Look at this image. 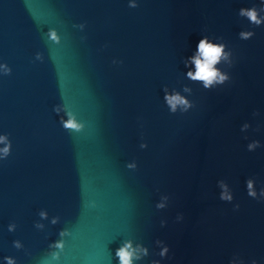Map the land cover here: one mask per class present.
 I'll list each match as a JSON object with an SVG mask.
<instances>
[{"label":"water","instance_id":"obj_1","mask_svg":"<svg viewBox=\"0 0 264 264\" xmlns=\"http://www.w3.org/2000/svg\"><path fill=\"white\" fill-rule=\"evenodd\" d=\"M130 2L0 0V264H120L128 243L132 264H264V24L238 14L261 0ZM205 35L231 51L212 89L187 76Z\"/></svg>","mask_w":264,"mask_h":264},{"label":"clouds","instance_id":"obj_2","mask_svg":"<svg viewBox=\"0 0 264 264\" xmlns=\"http://www.w3.org/2000/svg\"><path fill=\"white\" fill-rule=\"evenodd\" d=\"M129 7L135 8L137 7V3L132 0V2L129 3ZM260 11H264V0H261V7L259 8V11L257 7H249V8H241L239 10V16L240 17H246L247 20L254 26H261L264 24V17H261L259 15ZM80 28L84 27V24L79 25ZM49 39L55 42H59V36L57 35V32L54 29H50L47 33ZM240 38L243 40H249L251 39L255 33L253 31H241L240 32ZM227 45L223 42L221 43H213L210 38L205 35L203 36L197 46H196V55L192 57V62L195 64V73L189 71L187 73V76L192 81H200L203 84L204 89H212L215 85H223L225 82L230 80V76L227 72H222L220 69L216 67L217 64L221 62V60H224L231 66L232 62L229 60V57L231 56V51L225 52V47ZM37 59H43V57L38 53ZM115 62V61H114ZM0 67L4 68V75H10L11 69L6 65H0ZM164 91V99L166 100L167 104L170 106L171 113L176 112L177 105H183V111L186 112L189 108L193 107L194 105L190 103L188 100L183 98L179 93L169 95L167 86L163 89ZM185 92H191V88L184 87ZM56 111H59V109H56ZM255 115V113H254ZM63 127L68 130H74V131H80L83 127L82 124L78 123L74 117H71L67 121H63ZM250 127L249 124H245L243 126V129H248ZM7 139V135L0 136V142H4ZM146 145H142V147H145ZM260 146V142L257 140H253L251 143L247 145V148L249 151H253L254 149L258 148ZM10 149H11V143L9 142L6 144V146L3 149H0V160L6 159L10 155ZM129 167H134V165H129ZM218 186L223 189V191L220 193L219 198L222 201H229L231 202L233 200V196L228 193V185L225 182V180L221 179L218 181ZM247 194L250 197L255 198L256 192L253 190V181L248 180L247 181ZM261 195H264V188L261 189ZM165 205L163 203H159L156 205L157 209L164 208ZM236 208H239V205H235ZM45 213H41V216H44ZM177 219H183L182 216H178ZM55 222V221H53ZM164 221L161 222L162 226L164 225ZM14 226L10 225L9 230L11 231ZM64 233H61L63 235ZM15 246L17 248L20 247V244L18 241L14 242ZM57 248H62L63 243L58 242L54 245ZM131 244H125L123 247H120L116 251V255L119 257L120 264H132V259L135 253V250H130ZM144 252V255H148L147 249H142ZM168 252V248H164L159 255L163 257ZM55 258V256H54ZM8 259V264H14V261H12L10 258ZM139 259V257H137ZM152 264H159V261L153 260ZM241 264H243V261H241ZM251 264H257L255 260L251 262Z\"/></svg>","mask_w":264,"mask_h":264}]
</instances>
